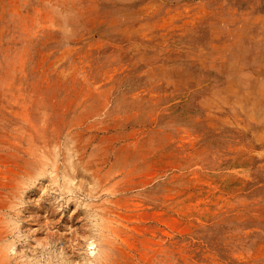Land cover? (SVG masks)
Masks as SVG:
<instances>
[{"label": "rangeland", "instance_id": "1", "mask_svg": "<svg viewBox=\"0 0 264 264\" xmlns=\"http://www.w3.org/2000/svg\"><path fill=\"white\" fill-rule=\"evenodd\" d=\"M0 264H264V0H0Z\"/></svg>", "mask_w": 264, "mask_h": 264}]
</instances>
